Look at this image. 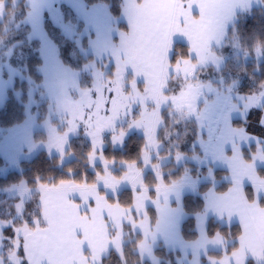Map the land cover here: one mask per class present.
<instances>
[{
    "label": "snow or ice",
    "instance_id": "1",
    "mask_svg": "<svg viewBox=\"0 0 264 264\" xmlns=\"http://www.w3.org/2000/svg\"><path fill=\"white\" fill-rule=\"evenodd\" d=\"M257 21L264 0H0V115L18 108L0 125V264H264ZM135 130L131 163L105 158Z\"/></svg>",
    "mask_w": 264,
    "mask_h": 264
},
{
    "label": "trees",
    "instance_id": "2",
    "mask_svg": "<svg viewBox=\"0 0 264 264\" xmlns=\"http://www.w3.org/2000/svg\"><path fill=\"white\" fill-rule=\"evenodd\" d=\"M251 23V22H250ZM264 23V21H257V25ZM181 45L185 44L182 42H179ZM18 113V108L15 105V102L12 101L11 105L9 106V109L6 113H4L3 115H0V125L3 126H10L12 123V120L15 118L16 114ZM234 120H238L239 118H233ZM143 133L140 130H135L132 138L130 140H128L127 142V146L126 147H122V150H116L113 151L112 147L109 145L108 146V150L105 152V158L109 159V160H113L115 159L116 161H120V160H126L129 163H131L135 157H136V153H137V149L138 148H142L143 146V139H142ZM73 139V138H72ZM74 140V139H73ZM79 143H75L74 147L72 150L76 151L77 154H79V147H78ZM255 146L253 145V150H254ZM47 165L48 162L47 160L44 158V153L41 152L40 155L33 159L31 161V163H25L24 165H22L24 168L29 169V175L31 174V172L33 171H45L47 169ZM117 166H119L117 164ZM139 167H142V165H138ZM67 167H76L75 164H69V165H65V170L67 169ZM103 168V164L99 163L98 167L95 168V171H93V169H91L89 167L88 169V175H89V179H88V183H94L95 180V172H100ZM127 169H121L118 173H113L115 175H121L123 172H125ZM81 171H83V169H81ZM217 171L219 173L220 177H223L225 175H227V171L225 168H220L217 167ZM57 175V178H64V179H76L77 182H80L79 177H63L61 176V174L59 172L55 173ZM58 182V181H57ZM223 186H219L217 187V191L218 192H224L228 189V187H230V185L226 182V181H222ZM100 191L104 192L102 189L99 188ZM121 192L123 193V196L121 197V201L127 200L128 196L130 194H132L131 192V187L127 186L121 189ZM150 194L152 196H155V192H150ZM189 195L188 193L185 194V196ZM111 202H117L116 199H111L109 200ZM122 206H127L126 204H123ZM151 207V211H150V215L155 213V208ZM154 219L152 221V223L154 224ZM238 224L239 223H232V227H231V231L235 234V235H239V229H238ZM236 247H239V244H236ZM232 249H229V254L231 252ZM213 255H216V253H213ZM220 256L224 255V253L221 251L219 253Z\"/></svg>",
    "mask_w": 264,
    "mask_h": 264
},
{
    "label": "crops",
    "instance_id": "3",
    "mask_svg": "<svg viewBox=\"0 0 264 264\" xmlns=\"http://www.w3.org/2000/svg\"><path fill=\"white\" fill-rule=\"evenodd\" d=\"M180 42H182V43H186L184 40H181ZM217 167L225 168V169H226V166H225L224 164L217 165ZM124 187H127V186H123V187H121V189L124 188ZM129 187H131V185H129ZM98 191H99V194H100L101 196H104V195H105V193L102 192V191H100L99 188H98ZM226 191H227V190H226ZM226 191H224V192H226ZM224 192H218V191H217L218 194H219V193H224ZM185 194H186V193H185ZM149 195H150L153 199H155V196H152L150 193H149ZM75 202L79 203V200L77 199V200H75ZM108 202H109L110 204H115V203H116V202H111V201H108ZM151 206L155 208V205H151ZM92 207H95V201H94V200L92 201ZM232 223H239L238 218H234L233 221H232ZM222 256H223V255H222Z\"/></svg>",
    "mask_w": 264,
    "mask_h": 264
},
{
    "label": "rangeland",
    "instance_id": "4",
    "mask_svg": "<svg viewBox=\"0 0 264 264\" xmlns=\"http://www.w3.org/2000/svg\"><path fill=\"white\" fill-rule=\"evenodd\" d=\"M140 87L142 88V85H140ZM233 118H239V116L238 115H236V114H233ZM141 131V130H140ZM142 132V131H141ZM202 135H203V137H204V139H207V129H205L204 130V132L202 133ZM73 139L77 142V143H82V140H81V138L80 137H78V136H74L73 137ZM246 147H247V145H245ZM98 155H99V153H98ZM228 155H231V153H228ZM221 164H223V163H220V164H218V165H221ZM91 168V167H90ZM92 169V168H91ZM127 171V170H126ZM124 174V172L121 174V175H116L117 176V178L119 179V177L120 176H122ZM115 175V174H114ZM129 185H131L130 183H123L122 185H121V187H123V186H129Z\"/></svg>",
    "mask_w": 264,
    "mask_h": 264
}]
</instances>
